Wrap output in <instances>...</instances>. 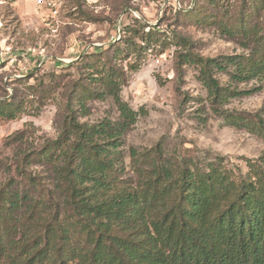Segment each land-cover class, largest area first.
I'll return each mask as SVG.
<instances>
[{
	"label": "trees",
	"instance_id": "1",
	"mask_svg": "<svg viewBox=\"0 0 264 264\" xmlns=\"http://www.w3.org/2000/svg\"><path fill=\"white\" fill-rule=\"evenodd\" d=\"M232 6L231 0H196L178 14L214 26L249 53L205 58L189 49L178 54V70L197 66L212 113L264 140L260 113L224 108L264 90V0H242L234 15ZM158 27L143 25L139 36L155 49L161 45L158 55L173 42L191 48L188 38L175 33L172 41ZM134 45L86 54L79 67L83 77L69 90L60 115L57 139L19 157L24 187L12 181L0 190V264H264V155L248 160L246 174L235 175L222 157L201 165L171 160L159 146L131 149L134 177L126 176L122 149L138 113L120 91L133 49L139 57L128 69L140 67L142 52ZM218 73L227 74L230 83L222 84ZM253 81L260 84L238 87ZM28 88L33 101L17 92L0 99V120L21 119L55 94L52 87ZM106 96L118 107V121L80 122L89 111L85 102ZM33 165L48 174L30 172Z\"/></svg>",
	"mask_w": 264,
	"mask_h": 264
},
{
	"label": "rangeland",
	"instance_id": "2",
	"mask_svg": "<svg viewBox=\"0 0 264 264\" xmlns=\"http://www.w3.org/2000/svg\"><path fill=\"white\" fill-rule=\"evenodd\" d=\"M231 1L230 13L234 15L242 0ZM195 3L196 0H0V99L17 92L33 101L30 85L55 89L53 98L40 110H29L18 120H0V190L12 181L24 187L25 181L17 170L19 157L48 139H57L60 115L69 90L83 77L79 67L86 54L102 53L115 45L124 48L128 42L136 44L138 50L143 25L159 26V31L172 41L177 33L192 45L185 49L173 42L158 55L161 45L155 49V44L143 42L139 69H128L127 63H135L139 57L134 49L125 62L120 96L138 113L122 149L126 176L134 177L131 149L144 152L157 146L166 157L179 163L191 160L206 165L222 157L235 175L246 174L248 160L256 162L264 155V140L214 115L208 92L199 80V68L185 65L180 74L178 54L190 49L205 58H219L249 52L214 26H200L189 16H179L180 10L187 12ZM135 30L140 31L138 36ZM216 77L224 85L230 83L227 74L218 73ZM259 84L253 81L238 87L248 90ZM85 105L89 111L87 115L82 112L80 122L99 124L118 121L120 117L112 96L88 100ZM224 108L243 114L260 113L264 118V90L233 99ZM28 170L48 174L39 165Z\"/></svg>",
	"mask_w": 264,
	"mask_h": 264
}]
</instances>
